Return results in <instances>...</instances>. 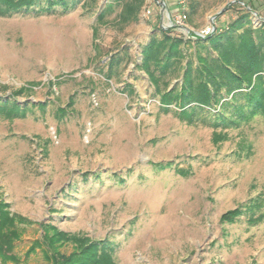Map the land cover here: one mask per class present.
I'll return each mask as SVG.
<instances>
[{
	"label": "rangeland",
	"instance_id": "1",
	"mask_svg": "<svg viewBox=\"0 0 264 264\" xmlns=\"http://www.w3.org/2000/svg\"><path fill=\"white\" fill-rule=\"evenodd\" d=\"M113 1L40 12L41 0L0 15V99L27 109L0 117V195L30 221L18 226L19 264H48L39 248L25 257L40 223L110 242L116 264H264V116L231 123L233 105L205 107L189 123L173 104L165 109L140 68L141 49L154 24L166 26L177 8L187 12V0L184 8L165 0L162 20L144 0L127 21ZM197 1L189 25L200 31L232 0ZM242 1L264 18V0ZM242 9L231 3L216 26L224 29ZM250 18L254 27L262 20ZM179 76L180 69L170 74L168 86ZM235 208L239 215L222 219Z\"/></svg>",
	"mask_w": 264,
	"mask_h": 264
},
{
	"label": "trees",
	"instance_id": "2",
	"mask_svg": "<svg viewBox=\"0 0 264 264\" xmlns=\"http://www.w3.org/2000/svg\"><path fill=\"white\" fill-rule=\"evenodd\" d=\"M40 1L0 0V15L8 16L30 9ZM143 1L114 0V4L121 5L119 20L136 19ZM166 1L164 0L165 5ZM44 3L45 6L39 8L40 12L52 11L56 6L67 11L78 0H73L71 4L68 0H44ZM243 3L252 10H258L253 1ZM187 4V12L183 9L180 12L186 16L185 23L191 24L192 15L197 12L198 1L187 0ZM110 8L111 3L105 5L96 15V20L101 21ZM250 17L251 12L247 8L242 9L224 29L216 26L214 33L204 39L185 37L180 32H174L173 27L163 28L155 24L152 26L158 33L153 32L142 47L140 68L154 85L165 109L173 104L178 117L189 123L193 121L197 110L205 107H218L223 110L233 105L232 116L227 118L231 123H237L257 113L264 116V18L258 27H254ZM189 44L193 53H188L185 48ZM178 69L179 81L174 86H168L167 77ZM108 71L111 72L110 67ZM160 83L163 84V89ZM20 92L19 89L13 95ZM239 94L243 103H238ZM72 103L73 100H69L68 106ZM43 106V103L38 104L40 109ZM26 111L15 100L0 99V117L12 120L25 115ZM58 113L64 115L66 110L59 109ZM215 135L219 137V134ZM8 206L0 195V260L2 264H19V256L13 253L14 242L22 234L18 226L30 221L11 213ZM240 213L241 210L235 208L224 213L222 219L231 221ZM39 228L40 237L28 247L26 258L39 248L48 264H116L113 257L114 247L106 240L64 232L48 223H40ZM64 247H69L70 251H63Z\"/></svg>",
	"mask_w": 264,
	"mask_h": 264
},
{
	"label": "water",
	"instance_id": "3",
	"mask_svg": "<svg viewBox=\"0 0 264 264\" xmlns=\"http://www.w3.org/2000/svg\"><path fill=\"white\" fill-rule=\"evenodd\" d=\"M152 1L155 5H157L159 7L160 19L162 20V16L164 14L169 18L168 13H167L166 8H165L164 0H152ZM234 2H239V3L244 5V3L241 0H232V1L227 2V4L225 6H223V8L221 10H219L218 12H216L215 14H213L210 17V19H209L210 26L208 27V29L206 31H196V30H194V29H192L186 25H182V26L174 25L170 20L167 22L166 26H162V27L163 28L173 27L174 29H177L181 33H183L185 37L192 38V39L207 38L210 35H212L216 29V23H215L216 17L220 13L225 11L227 9L228 5H230L231 3H234ZM244 6L247 8V10H249L252 14H254L256 16V18H258L259 20L262 19L256 11L252 10L251 8H249L246 5H244Z\"/></svg>",
	"mask_w": 264,
	"mask_h": 264
},
{
	"label": "built area",
	"instance_id": "4",
	"mask_svg": "<svg viewBox=\"0 0 264 264\" xmlns=\"http://www.w3.org/2000/svg\"><path fill=\"white\" fill-rule=\"evenodd\" d=\"M178 3L182 6V8L185 7V0H178ZM149 9H146V14H149ZM185 14L183 12H180L179 14H177L175 17H173V19L171 20V22L174 25H178V26H182L185 25Z\"/></svg>",
	"mask_w": 264,
	"mask_h": 264
},
{
	"label": "bare ground",
	"instance_id": "5",
	"mask_svg": "<svg viewBox=\"0 0 264 264\" xmlns=\"http://www.w3.org/2000/svg\"><path fill=\"white\" fill-rule=\"evenodd\" d=\"M48 30V29H47ZM39 33H41V36H44V38L46 39H49L50 37L52 38V32L51 31H42V30H39L38 31ZM53 44V41L51 40V42H49V45H52ZM170 215V214H169ZM167 235V234H166Z\"/></svg>",
	"mask_w": 264,
	"mask_h": 264
},
{
	"label": "crops",
	"instance_id": "6",
	"mask_svg": "<svg viewBox=\"0 0 264 264\" xmlns=\"http://www.w3.org/2000/svg\"><path fill=\"white\" fill-rule=\"evenodd\" d=\"M179 5H180V4H179ZM178 7H181V8H182L181 5L178 6ZM177 10H178V8L176 9V15H177ZM193 22H194V21H193ZM193 22H192V23H193ZM185 25L193 29V27H192L191 25H189V23H185ZM176 30H177V29H176ZM199 30H200V31H206L207 29H205V30H204V29H199ZM177 31H178V30H177Z\"/></svg>",
	"mask_w": 264,
	"mask_h": 264
}]
</instances>
